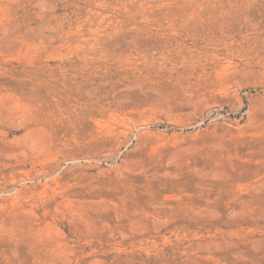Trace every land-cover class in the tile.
I'll return each mask as SVG.
<instances>
[{
    "label": "rangeland",
    "instance_id": "1",
    "mask_svg": "<svg viewBox=\"0 0 264 264\" xmlns=\"http://www.w3.org/2000/svg\"><path fill=\"white\" fill-rule=\"evenodd\" d=\"M0 264H264V0H0Z\"/></svg>",
    "mask_w": 264,
    "mask_h": 264
}]
</instances>
